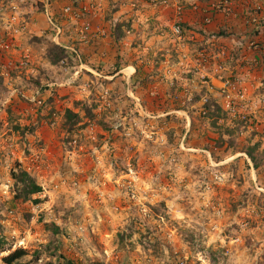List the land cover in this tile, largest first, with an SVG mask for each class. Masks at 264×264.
I'll return each instance as SVG.
<instances>
[{
  "label": "rangeland",
  "instance_id": "1",
  "mask_svg": "<svg viewBox=\"0 0 264 264\" xmlns=\"http://www.w3.org/2000/svg\"><path fill=\"white\" fill-rule=\"evenodd\" d=\"M104 1L67 14L65 0H0V264L19 249L15 264H264V133L221 92L233 77L264 94L236 74L242 46L200 23L182 48L159 14ZM53 43L69 54L59 64ZM20 169L43 190L27 202Z\"/></svg>",
  "mask_w": 264,
  "mask_h": 264
},
{
  "label": "built area",
  "instance_id": "2",
  "mask_svg": "<svg viewBox=\"0 0 264 264\" xmlns=\"http://www.w3.org/2000/svg\"><path fill=\"white\" fill-rule=\"evenodd\" d=\"M85 1L89 2V5H102L104 0H68V4L65 6V13L71 14L73 12V6L75 3L78 5H85ZM142 3L158 12L160 14L156 20L163 26L168 27L180 47H184L183 42L185 41V35L187 32L188 20L186 19L187 14L190 12L196 17H199L198 20L200 23L209 25L212 22V18L216 14H223L224 16L238 18L240 15V10H243L241 17L243 18L245 24L252 29V32H255L259 29L260 24V15L263 10L262 1L264 0H141ZM99 2V3H98ZM134 4V3H133ZM136 7V3L134 4ZM14 11V17L12 18V24L17 22L16 6L12 8ZM97 9V6L95 10ZM88 9L86 6H82L81 12H87ZM162 10L166 12V19H162ZM79 13V15H80ZM90 13V12H89ZM260 30V29H259ZM258 33V32H257ZM260 33V31H259ZM262 39L259 43H252L254 49L258 53H261V56L256 57L258 62L264 57V34H260ZM10 49L9 40H3L0 42V52L5 53ZM1 55V53H0ZM189 56V54H188ZM184 57H187L185 55ZM212 57L204 55L203 52L199 53L197 59H194L195 67L199 70L209 69L212 65ZM196 60V61H195ZM220 70V73L224 72V68L221 66L218 68L217 72ZM222 96L226 97L224 101V107L227 112L232 114L242 115V119L246 120L252 124H255L257 130L262 129L264 133V116L262 120L258 117L257 109L264 108V94H262L258 99L253 98L249 95L248 92L241 87V81L238 79H233V77H225L222 82ZM261 125V127H259Z\"/></svg>",
  "mask_w": 264,
  "mask_h": 264
},
{
  "label": "crops",
  "instance_id": "3",
  "mask_svg": "<svg viewBox=\"0 0 264 264\" xmlns=\"http://www.w3.org/2000/svg\"><path fill=\"white\" fill-rule=\"evenodd\" d=\"M58 1H60V0H57V4H58ZM105 2L106 1H104L103 4L101 5L103 7L102 10H104ZM117 2H119V5H120L122 12H125L127 14H129L128 12H132L130 8H131V3L132 2L134 3V0H119ZM136 2L142 4V6L144 7L143 10H145L146 12L147 11H152V12L154 11L153 13H155V14L158 13V12H156V10H154L152 8L149 9V7L145 6L141 2V0H135V3ZM68 3H69L68 0H65V2H63V5H61V6L67 5ZM261 4L263 7V10H262L261 15H260V24L258 26L260 30L258 29V31H257L258 33L255 32L256 35H259V36H260V34H264V1H262ZM53 5L54 4H52V2H51L50 6H53ZM136 5H137V3H136ZM242 12H243V10H240V15L238 18L224 16L223 14L214 15L212 18V22L209 25H206L205 29H203V33H206L208 35H212V39L221 38V36L223 35L222 31L226 29L227 32H225V33L226 34L228 33L227 34L228 36L230 35L228 37L229 38L228 44H232V43L234 44L235 43L234 45L233 44L231 45L232 48L237 47L236 48L237 50L242 48V55L245 54V55H243V57H244L243 61H245L244 66L241 67V69L238 68L236 71V74L240 75L241 79L244 81L243 85H245V87L247 89H254L255 91H262V90H264V86H263L264 85V61L262 59H260L258 61V64H256L255 63L256 54H254V53L249 54V53L245 52L247 43L251 39L250 36H254V35H252V33H254V32H252V29L250 27L247 28V26L245 25V22H244L243 18L241 17V15L243 14ZM83 13L84 12H81L79 17L81 15L83 16ZM120 14H122V13H120ZM165 14H166V12H165ZM88 15H89V13H87V16ZM166 17H167V15L162 14L163 20H165ZM198 18L199 17H196L189 12L187 14V17H186V19L188 20L189 27L191 26L196 30L197 27H195V26H199V24H200ZM90 19H92V18L90 17ZM123 19H127V18H123ZM117 21L118 20H115L116 23H117ZM83 22H85V21H83ZM115 22H114V25L117 26L118 23L116 24ZM99 23L101 25H103V22H99ZM200 29H202V28H200ZM259 31H260V33H259ZM196 32H197V30H196ZM201 34H198V35H201ZM237 45L242 46V47L240 48ZM110 54L117 55V52L113 53V51H111ZM258 55L261 56L260 53H258Z\"/></svg>",
  "mask_w": 264,
  "mask_h": 264
},
{
  "label": "trees",
  "instance_id": "4",
  "mask_svg": "<svg viewBox=\"0 0 264 264\" xmlns=\"http://www.w3.org/2000/svg\"><path fill=\"white\" fill-rule=\"evenodd\" d=\"M77 5V3H76ZM87 16V12L83 13V17ZM122 24H117V31L121 29ZM187 29V28H186ZM222 35V34H221ZM71 54L77 56V52L71 51ZM69 56L67 50L56 43L51 44L48 51V58L53 64H59L65 57ZM68 133H72L74 130L82 129L80 125V116L75 114L71 110L67 111L64 117V126ZM250 157L254 159L253 154L249 153ZM12 177L16 184V195L15 199L22 202L31 200L34 195L40 194L43 190L42 187L36 182V180L25 170L20 169L19 171L12 172ZM26 251L19 249L5 258L7 264H15L22 257L26 255ZM62 264H75L74 262L65 259Z\"/></svg>",
  "mask_w": 264,
  "mask_h": 264
}]
</instances>
